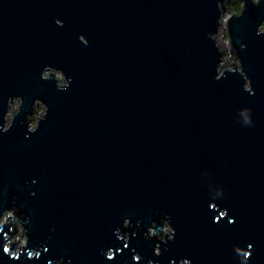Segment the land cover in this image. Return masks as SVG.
Returning <instances> with one entry per match:
<instances>
[{
  "label": "water",
  "instance_id": "1",
  "mask_svg": "<svg viewBox=\"0 0 264 264\" xmlns=\"http://www.w3.org/2000/svg\"><path fill=\"white\" fill-rule=\"evenodd\" d=\"M224 1L0 0V264H264V0Z\"/></svg>",
  "mask_w": 264,
  "mask_h": 264
},
{
  "label": "rangeland",
  "instance_id": "2",
  "mask_svg": "<svg viewBox=\"0 0 264 264\" xmlns=\"http://www.w3.org/2000/svg\"><path fill=\"white\" fill-rule=\"evenodd\" d=\"M218 40H219V43H220V45H221V48H222V50H223V56H222V61L220 62L222 65H225L226 67H228L229 65L228 64H230L231 63V61H234V62H236L235 61V58H234V55H233V53H232V51L231 50H229L227 47H226V45L224 44L225 43V41H226V36H225V33H224V28H223V26L221 25V27L219 28V34H218ZM224 42V43H222V42ZM228 64H227V63ZM53 75H54V77H60V74L58 73V72H53ZM16 108V102H13L12 103V105L10 106V109H9V112H8V116H10L13 112H14V109ZM34 111H37L36 113H34L33 112V117H34V115H35V117L41 112V109H42V106L40 105V104H36L35 106H34ZM34 117V118H35ZM30 123H31V125L33 124V121H30ZM3 219H4V217H3ZM168 229V227H165V231ZM22 235H20V237H18L17 236V234H15L13 237L14 238H21V242L20 243H23V241H24V236H22ZM12 237V238H13Z\"/></svg>",
  "mask_w": 264,
  "mask_h": 264
},
{
  "label": "trees",
  "instance_id": "3",
  "mask_svg": "<svg viewBox=\"0 0 264 264\" xmlns=\"http://www.w3.org/2000/svg\"><path fill=\"white\" fill-rule=\"evenodd\" d=\"M224 6L229 13H237L240 8V2L238 0H225ZM36 112L34 111V113ZM31 120H33V117H31Z\"/></svg>",
  "mask_w": 264,
  "mask_h": 264
},
{
  "label": "flooded vegetation",
  "instance_id": "4",
  "mask_svg": "<svg viewBox=\"0 0 264 264\" xmlns=\"http://www.w3.org/2000/svg\"><path fill=\"white\" fill-rule=\"evenodd\" d=\"M33 112H34V111H33ZM31 117H33V114L31 115ZM34 117H35V115H34ZM34 117H33V120H31V118H30V121H33V122H34V119H35ZM17 228L20 229L19 224H17Z\"/></svg>",
  "mask_w": 264,
  "mask_h": 264
}]
</instances>
